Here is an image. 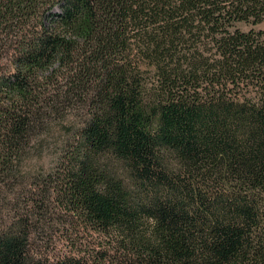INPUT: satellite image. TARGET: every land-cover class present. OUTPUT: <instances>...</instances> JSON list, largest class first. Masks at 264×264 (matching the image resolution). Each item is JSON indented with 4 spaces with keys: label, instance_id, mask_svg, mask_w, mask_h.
<instances>
[{
    "label": "trees",
    "instance_id": "obj_1",
    "mask_svg": "<svg viewBox=\"0 0 264 264\" xmlns=\"http://www.w3.org/2000/svg\"><path fill=\"white\" fill-rule=\"evenodd\" d=\"M263 22L264 0H0V183L78 109L56 182L108 264H264V29L236 27ZM17 221L0 264H87L33 259Z\"/></svg>",
    "mask_w": 264,
    "mask_h": 264
},
{
    "label": "rangeland",
    "instance_id": "obj_2",
    "mask_svg": "<svg viewBox=\"0 0 264 264\" xmlns=\"http://www.w3.org/2000/svg\"><path fill=\"white\" fill-rule=\"evenodd\" d=\"M236 27L244 32L258 31L264 29V22L238 23ZM8 69V63L0 61V74ZM154 75L153 71L145 72L144 84L153 85ZM81 114V110L66 108L43 120V128L37 127L27 138L25 150L13 157L8 183H0V232L17 220L28 219L29 255L33 259L53 262L74 257L87 264H108L120 255L115 239L93 229L79 214L70 211L68 202L58 192L60 162L70 156Z\"/></svg>",
    "mask_w": 264,
    "mask_h": 264
}]
</instances>
